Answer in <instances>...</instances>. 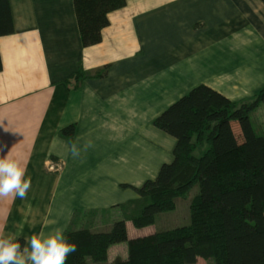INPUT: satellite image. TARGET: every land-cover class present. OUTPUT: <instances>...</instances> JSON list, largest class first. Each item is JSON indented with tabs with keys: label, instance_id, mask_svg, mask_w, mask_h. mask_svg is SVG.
Returning <instances> with one entry per match:
<instances>
[{
	"label": "crops",
	"instance_id": "crops-1",
	"mask_svg": "<svg viewBox=\"0 0 264 264\" xmlns=\"http://www.w3.org/2000/svg\"><path fill=\"white\" fill-rule=\"evenodd\" d=\"M9 6L13 32L0 36V156L10 152L25 166L32 187L26 199L0 198V236L25 243L41 231L65 233L138 199L122 184L153 179L175 145L152 120L202 64H224L221 83L201 84L232 101H249L264 85L261 0H125L89 47L81 44L72 0ZM78 68L85 77L66 83ZM70 124L71 139L60 135ZM72 143L81 149L75 159ZM48 162L61 168L50 171Z\"/></svg>",
	"mask_w": 264,
	"mask_h": 264
},
{
	"label": "trees",
	"instance_id": "trees-1",
	"mask_svg": "<svg viewBox=\"0 0 264 264\" xmlns=\"http://www.w3.org/2000/svg\"><path fill=\"white\" fill-rule=\"evenodd\" d=\"M72 1L83 47L99 43L107 14L125 5V0ZM12 32L9 0H0V36ZM106 69L97 76L103 77ZM84 77L78 68L65 82L76 84ZM260 104L264 85L251 100L235 102L200 84L169 105L152 125L175 139L172 160L139 187L122 184L135 190L138 199L121 205L126 208L123 218L109 229L92 230L91 223L93 227L69 226L64 235L77 251L67 264L104 261L109 246L118 242L126 243V256L108 264H194L197 258H212L214 264H264V135L255 133L250 120ZM232 122L238 124L241 141ZM74 132L70 124L60 135L71 139ZM199 146L203 150L196 156ZM196 182L199 193L190 202L188 225L128 236L126 220L136 228L152 225L158 213L174 209L175 199ZM18 240L24 244L23 238Z\"/></svg>",
	"mask_w": 264,
	"mask_h": 264
},
{
	"label": "clouds",
	"instance_id": "clouds-1",
	"mask_svg": "<svg viewBox=\"0 0 264 264\" xmlns=\"http://www.w3.org/2000/svg\"><path fill=\"white\" fill-rule=\"evenodd\" d=\"M4 147L0 145V152ZM90 147L91 141L84 145V150ZM69 151L74 159L81 153L76 143L70 145ZM26 173V167L12 158L10 152L0 156V198L26 199L32 187ZM76 251L77 245L67 240L61 228L48 234L43 231L32 234L23 245L14 235L0 236V264H67L68 257Z\"/></svg>",
	"mask_w": 264,
	"mask_h": 264
},
{
	"label": "rangeland",
	"instance_id": "rangeland-1",
	"mask_svg": "<svg viewBox=\"0 0 264 264\" xmlns=\"http://www.w3.org/2000/svg\"><path fill=\"white\" fill-rule=\"evenodd\" d=\"M203 62L206 61L205 58H211V52H207L205 56H203ZM219 70V71H217ZM222 71H225L224 64L219 65L218 67L215 65L210 64H202L200 67V72L196 74V79L194 82H186L184 90H182V95L186 94L192 87L195 85L201 84L202 82H210L212 81V78L214 80H218L221 83V78L218 76V74H221ZM219 84V83H217ZM220 85V84H219ZM223 89L226 90L223 86H221ZM224 91V90H223ZM181 93V92H180ZM253 98V97H252ZM251 98V99H252ZM248 99V98H244ZM261 107L264 108V104H260ZM147 112L144 114V122L147 119ZM250 120L252 123V126L255 130V133L257 135H264V109H256V111H253L250 114ZM152 124V123H151ZM234 132L238 135V140L241 141L242 137L239 135V127L236 122L231 123ZM143 128V127H142ZM142 128H139V131L144 132ZM164 134V133H163ZM167 138L170 140V147L174 145V138L171 137L168 134H164ZM164 148H166V145H164ZM203 147L199 146L193 153L194 155L198 156L202 153ZM172 160V153H169L168 158L166 157L164 160V163H169ZM54 165L53 169H51ZM61 168V165L57 162H48L47 169L52 170H58ZM199 193V184L196 182L187 193H185L182 196H179L175 199V207L172 210L164 211L161 213H158L155 216L154 223L150 226L143 227V228H136L134 227L130 221H126L125 224H128L127 234L129 237H137V236H143L146 235V233H151L156 230H163V229H171L176 226H183L188 225L190 223V212H189V205L192 200V198ZM126 211V208L121 209H109L102 211L101 215L96 216L93 220L97 222V224H92L94 227L98 228H91L92 230H105L109 229L112 225V223L117 219L123 218V212ZM94 216H92L93 218ZM90 227H93L90 224H87ZM127 252L126 243L125 242H118L115 244H112L109 246L107 251V258L104 261L101 262H95V264H108L114 256H120L125 257ZM202 263L200 264H214V261L212 258L209 259H201ZM88 264H93V261L90 258H87Z\"/></svg>",
	"mask_w": 264,
	"mask_h": 264
},
{
	"label": "built area",
	"instance_id": "built-area-1",
	"mask_svg": "<svg viewBox=\"0 0 264 264\" xmlns=\"http://www.w3.org/2000/svg\"><path fill=\"white\" fill-rule=\"evenodd\" d=\"M50 166H52L51 169H53V166H54V165H50Z\"/></svg>",
	"mask_w": 264,
	"mask_h": 264
}]
</instances>
